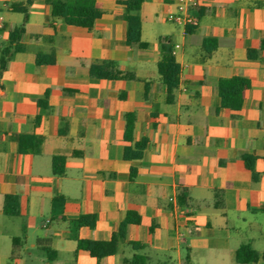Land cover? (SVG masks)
Masks as SVG:
<instances>
[{
    "label": "crops",
    "instance_id": "obj_1",
    "mask_svg": "<svg viewBox=\"0 0 264 264\" xmlns=\"http://www.w3.org/2000/svg\"><path fill=\"white\" fill-rule=\"evenodd\" d=\"M28 1L0 0V52L25 28L0 77V264H129L134 255L146 264H239L246 244L263 254L264 51L261 60L247 52L264 40V0H200L196 11L186 7L199 19L188 27L167 19L182 10L179 0H146V48L127 45L119 0H96L103 15L91 31L53 18L46 0ZM160 39L181 67L172 103L158 74ZM206 39L217 41L210 55ZM38 54L56 63L37 65ZM104 61L135 78H93L91 65ZM231 77L251 82L239 111L221 107L218 82ZM131 112L134 142L149 144L128 161ZM21 135L42 137L40 152L19 153ZM243 155L256 158L257 182ZM54 156L66 158L62 175ZM8 196L19 198V216L4 212ZM130 211L141 222L116 255L96 260L78 249L79 240L110 241ZM82 215H95V227L78 226Z\"/></svg>",
    "mask_w": 264,
    "mask_h": 264
},
{
    "label": "trees",
    "instance_id": "obj_2",
    "mask_svg": "<svg viewBox=\"0 0 264 264\" xmlns=\"http://www.w3.org/2000/svg\"><path fill=\"white\" fill-rule=\"evenodd\" d=\"M146 0H127L118 1L122 5L126 13L124 20L127 23L126 43L128 46H137L146 48L147 44L142 41V19L140 11L142 5ZM47 4L52 9V16L56 19H61L68 25L86 28L93 30L96 21L102 17L103 12L96 0H46ZM31 0L28 1V4ZM14 9L23 12L27 17V10L16 7ZM25 32L24 27H19L11 31L9 47L0 52V77L7 69L8 62L13 52L21 51L20 44L21 36ZM160 47L162 58L158 63V74L161 80L167 87V101L172 103L175 100V93L179 87L181 67L177 63L172 47L160 39ZM209 43L212 47L208 48ZM204 47L207 54L210 55L217 47L215 39H206ZM264 51V40H262L256 49H249L247 57L250 60H261V53ZM37 65L55 64V54L46 56L38 54L36 58ZM90 75L96 79L105 80H133L135 76L131 73L121 72L117 64L112 61H104L102 63H94L90 67ZM251 87V82L245 77H231L222 78L218 82V94L221 98V107L233 111L242 109L247 91ZM45 102H40V105H45ZM136 124V114L131 112L125 115V134L124 139L127 145L124 149V159L128 161L139 160L144 156V152L149 144L148 138H143L138 142H134V130ZM44 139L34 135H21L18 142L19 153H39ZM242 159L248 170L252 172L253 181L259 180V175L255 172L256 158L250 155H243ZM66 158L64 156H54L52 162V169L55 174L62 175L65 173ZM136 177V170L131 169L130 178L133 180ZM187 191H182L179 197L180 204L187 203ZM4 212L9 216H19V198L17 196H8L5 199ZM141 218L135 212H127L125 219L120 224L118 231H116L111 240L107 242L79 240L78 249L88 252L96 260H101L108 256L116 255L122 245L127 243V230L131 224H140ZM76 223L80 227L93 228L96 225L95 215H82ZM21 242L19 239L14 240V249L11 259L15 258V247L17 243ZM135 250L143 249L144 245L141 243H130ZM49 253V250L46 249ZM264 259V253L256 252L249 244L242 245L236 251V261L239 264H254L258 260ZM147 258L140 255H134L132 259L127 260L129 264H146Z\"/></svg>",
    "mask_w": 264,
    "mask_h": 264
},
{
    "label": "built area",
    "instance_id": "obj_3",
    "mask_svg": "<svg viewBox=\"0 0 264 264\" xmlns=\"http://www.w3.org/2000/svg\"><path fill=\"white\" fill-rule=\"evenodd\" d=\"M179 2L181 4L182 10L178 13L168 15V21L184 27L196 26L199 21L198 16L196 14L188 13L187 9L196 11L198 9L200 0H179ZM183 7H185V9L187 7V9L184 11ZM171 200H173V198H171Z\"/></svg>",
    "mask_w": 264,
    "mask_h": 264
}]
</instances>
